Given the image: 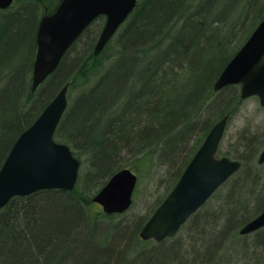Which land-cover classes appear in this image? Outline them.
I'll list each match as a JSON object with an SVG mask.
<instances>
[{
  "label": "trees",
  "instance_id": "1",
  "mask_svg": "<svg viewBox=\"0 0 264 264\" xmlns=\"http://www.w3.org/2000/svg\"><path fill=\"white\" fill-rule=\"evenodd\" d=\"M61 1L15 0L0 8V169L19 135L57 93L85 78L94 68L92 61L111 49L106 65L90 72L96 76L76 96H68L55 133L57 141L72 148L81 167L86 162L88 167L80 169L72 191L16 196L0 210V264H264V228L240 233L264 210V173L255 170L261 166L257 162L264 143L248 126L236 153L218 151L240 161L241 169L177 235L156 241L158 247L149 252L151 241L140 237L211 128L242 106L240 84L220 91L214 84L264 19V0H225V14H219L212 0H138L102 53L95 55L94 48L104 15L87 27L57 70L34 91L39 24ZM122 168L140 177L145 173L161 191L148 218L139 214L126 225L127 212H91L96 193ZM116 217L123 219L115 222ZM105 219L109 232L97 242L111 246L100 248L94 238ZM113 228L121 232L118 237ZM123 240L138 255H122ZM146 253L152 254L142 255Z\"/></svg>",
  "mask_w": 264,
  "mask_h": 264
},
{
  "label": "water",
  "instance_id": "2",
  "mask_svg": "<svg viewBox=\"0 0 264 264\" xmlns=\"http://www.w3.org/2000/svg\"><path fill=\"white\" fill-rule=\"evenodd\" d=\"M15 0H0V8ZM138 0H62L57 9L45 15L37 33L38 50L34 63L35 91L58 68L64 55L99 16L107 17L96 42L99 55L133 12ZM241 85L242 98L257 96L264 106V19L235 53L214 84L220 91L229 85ZM69 86L65 85L24 130L0 169V210L16 196H27L40 190L75 189L81 161L72 148L55 139L57 128L67 111ZM230 115L222 117L210 130L182 176L140 230L144 240L158 242L175 236L182 226L235 173L242 163L218 156ZM264 163V148L259 155ZM139 177L131 168H122L110 177L93 201L106 214L128 211L134 202ZM264 227V210L240 229L242 235Z\"/></svg>",
  "mask_w": 264,
  "mask_h": 264
},
{
  "label": "rangeland",
  "instance_id": "3",
  "mask_svg": "<svg viewBox=\"0 0 264 264\" xmlns=\"http://www.w3.org/2000/svg\"><path fill=\"white\" fill-rule=\"evenodd\" d=\"M224 1L225 0H212L211 5L214 6L215 8L217 7L218 11L220 10L219 14H222V13L225 14V8L223 6L224 4H222ZM112 52L114 51L111 49H107L101 54L100 57L92 61L91 64L94 68L92 70H89V72L87 71V75L85 78H80L76 80V82H74L73 86L70 87L68 90V96H70L71 92H72L70 96L71 98L76 96L80 92L81 88H83L81 86L85 84L86 80L91 79L93 75H94L93 78L96 76V72L95 74H91L90 72L99 71L100 69H102L106 65V63L109 61V58ZM247 126L249 127L251 132H255L259 135L260 143L261 144L264 143V106L261 105L259 98L256 96L244 99V102L242 106L240 107L238 113L235 114L229 120L224 138L220 145L221 150L223 152H229L231 154L236 153V149L241 147L240 144H237L238 139L240 135L242 134L244 127H247ZM257 164L261 166L259 167L256 166L255 170L257 169L256 171H260L261 173H264V164H260L259 162H257ZM87 167H88V163L86 162L85 164H83L81 169L85 171L87 170ZM141 177L143 178V180H142V184L140 185L139 180ZM141 177L139 176L138 184L135 189L134 203L131 206V208L128 211H126L127 213L125 212L126 213L125 215H127V219L122 223L124 225L133 222V218L139 214L143 216H147L148 218L150 214L149 208H151L152 205L155 204V202L157 201L161 193V191L160 192L157 191L158 189L157 185H153L151 183L152 180L148 179L145 173L141 172ZM136 202L138 206H135ZM148 204L150 205L149 207H148ZM97 209H102V207L95 202L91 210L93 216L96 215ZM129 214L132 216L128 217ZM122 219H123L122 217H116L115 222H118L119 220H122ZM102 220L103 219H100L99 221H102ZM107 220L105 219L103 223L101 222L102 226H100L97 233L95 234L94 240L96 242V245L100 248H108L111 246V242H108L105 245H100L97 242L98 239L101 237V235L105 237L108 234L107 232H109V228L105 232V226L109 225ZM111 230H113L112 233L116 237H118V234L121 233L119 230L114 229V228ZM250 238L253 239V236H250ZM150 241H151L150 244H147L148 247H146L145 252L146 251L149 252L154 247H158V245L155 243L156 241L154 240H150ZM126 243L127 242L124 240L121 241L120 248L122 246L125 247L122 252V255H138V253H136V249H133L134 246L131 244V246L127 247ZM252 250H254L253 247L250 248V251ZM258 252L260 251L258 250ZM151 254L152 253H146L142 255H151Z\"/></svg>",
  "mask_w": 264,
  "mask_h": 264
},
{
  "label": "bare ground",
  "instance_id": "4",
  "mask_svg": "<svg viewBox=\"0 0 264 264\" xmlns=\"http://www.w3.org/2000/svg\"><path fill=\"white\" fill-rule=\"evenodd\" d=\"M61 2H62V1H61ZM61 2H60V4H61ZM60 4H59V5H60ZM59 5H58V6H59ZM47 15H48V14H47ZM127 19H128V18H127ZM127 19H126V20H127ZM41 20H42V19H41ZM39 25H40V24H39Z\"/></svg>",
  "mask_w": 264,
  "mask_h": 264
}]
</instances>
